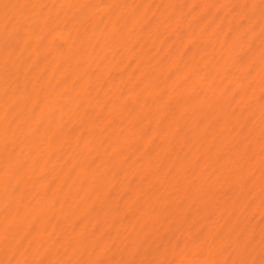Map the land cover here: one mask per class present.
Instances as JSON below:
<instances>
[{
	"label": "bare ground",
	"instance_id": "6f19581e",
	"mask_svg": "<svg viewBox=\"0 0 264 264\" xmlns=\"http://www.w3.org/2000/svg\"><path fill=\"white\" fill-rule=\"evenodd\" d=\"M0 264H264V0H0Z\"/></svg>",
	"mask_w": 264,
	"mask_h": 264
},
{
	"label": "rangeland",
	"instance_id": "374dc122",
	"mask_svg": "<svg viewBox=\"0 0 264 264\" xmlns=\"http://www.w3.org/2000/svg\"><path fill=\"white\" fill-rule=\"evenodd\" d=\"M126 215H127V213H126Z\"/></svg>",
	"mask_w": 264,
	"mask_h": 264
}]
</instances>
